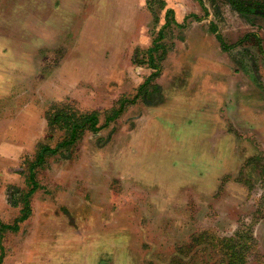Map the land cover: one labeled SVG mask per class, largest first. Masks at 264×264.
Wrapping results in <instances>:
<instances>
[{"label":"rangeland","instance_id":"obj_1","mask_svg":"<svg viewBox=\"0 0 264 264\" xmlns=\"http://www.w3.org/2000/svg\"><path fill=\"white\" fill-rule=\"evenodd\" d=\"M26 1L0 0V33L13 25L8 19L17 15L14 9L26 8L33 28V5L20 7ZM49 1L41 6V48L34 54L32 37L18 39L26 42L28 59L9 56L22 64L7 69L13 82L0 87V97L24 100L36 125L48 106L50 112L69 107L77 114L98 113L100 129L85 130L72 149L38 171L46 185L36 195L41 217L58 228L71 224L59 229L58 237L72 238V248L57 251L76 262L85 249L86 262L100 247L90 242L107 243L118 230L113 238L119 243L112 245H121L112 254L120 261L134 259L124 252L128 247L138 264H222L208 235L229 236L242 228L252 234L246 264H264V15L236 12L235 0H155L153 12L146 0H100V19L87 21L85 4L92 0H54L55 20ZM242 1L264 5V0ZM168 8L187 25L161 30L169 50L165 59L154 60L159 74L146 80L155 72L146 49ZM211 25L227 44L256 32L263 51L247 41L223 50ZM16 41H10L13 53ZM80 54L85 59L74 62ZM24 62L28 67L22 68ZM55 85L60 88L54 97ZM135 95L104 125L120 99ZM204 97L212 100L194 99ZM56 131L48 141L52 146L63 136ZM32 154V146L21 147L15 160L23 163ZM37 225L13 237V249L27 242ZM51 230L41 238L51 240ZM107 248L112 251L110 244Z\"/></svg>","mask_w":264,"mask_h":264},{"label":"crops","instance_id":"obj_2","mask_svg":"<svg viewBox=\"0 0 264 264\" xmlns=\"http://www.w3.org/2000/svg\"><path fill=\"white\" fill-rule=\"evenodd\" d=\"M5 1L8 4L10 3V0H5ZM49 2L50 3L48 5L51 6V10H50L51 16H53L54 19L56 20L58 15V8H57L58 5L56 6L54 0H50ZM16 3L17 1L14 3V5ZM42 4H43V0H38L36 4H34V0H30V1H26L25 4L20 6L21 8H23L24 5H29V6L33 5V16H32V18H34L33 28H31L30 26V22L27 16H29V18H31V16L29 15V13H26L27 12L26 8L25 9L23 8V10H19V9L11 10L12 12L17 13V15H13L12 19H8V21L13 23V25L10 26L7 30L0 33V87L1 88H4V85L12 86L13 79L10 78L11 75L7 72V69L22 64L16 61V59H9V56L16 54L17 58L19 59H24V61L28 59L30 50L29 49L24 50L26 46V42L20 41L18 39L25 37H29V38L32 37L35 43L34 54H37L38 49L41 48L39 46H41L42 43L41 35H43L42 34L43 24L41 18L43 12V10L41 9ZM100 5H102L100 0H92L91 6L85 4V7L87 6V8L85 9L86 12L85 15L87 21L100 19L99 18L100 16H98L99 13L98 8L100 7ZM235 11L238 12L237 10ZM200 19L201 18L195 20L200 21ZM176 22L178 21L176 20ZM172 25L176 26L175 24ZM212 27L213 25H211V29ZM211 32L213 33L212 30ZM216 33H218L217 30L214 31L213 33L215 38H216ZM258 37L260 39V48L256 44V41L252 39H247L243 42H240V44L237 45H243L246 41L251 42L257 47V49H259L262 52L263 51L262 40L259 35ZM11 39L12 42L13 39H16L17 40L16 43L18 44L17 46L13 45L17 49V51H15L14 53H13L14 49L10 46ZM163 40H164V36L163 39L161 40V42L164 43ZM165 46H166V53L163 59H165L167 52L169 50L166 44ZM18 47L20 48V51ZM21 47L23 50H21ZM95 55H97V53H93L91 57H94ZM84 59L85 58L80 54L73 61L79 62L81 60L83 61ZM87 61H90L89 58L85 60V64L87 63ZM26 63L25 65L22 66V68H24V66L28 67L27 65H29V63L27 64ZM39 73L41 75L44 73V71H40ZM50 75L51 73L48 75L47 78L45 79L43 78V79L47 81L46 79L50 78ZM59 88L60 87H58V85H55L51 95H54L55 97L58 92L57 90ZM42 91H38V92H40L41 95L43 94V96L46 97L49 96V94L42 93ZM210 93L212 94V90L210 91ZM8 97L9 95L2 98L0 97V264H129V261L132 262L131 264H138V255L133 253L132 250L128 247L124 248V252L130 254L131 257L134 255L133 260L120 261L117 257H115L112 254V252L120 248L121 245V244L117 246L112 245L113 242L119 243V241L113 238L116 237L118 230H116V232L114 231L112 232L114 236L112 235L110 236L109 234L106 237V238L110 237L107 243L103 241L101 244H99L97 242L98 239H93V242L92 243L90 242L89 245H91V247L103 246L102 247L103 251H100L101 248L99 247L98 254L95 257H90V259H87L89 257L88 255L86 256V260H87L86 262H85V249H84V253L82 251H78L80 252V258H78L76 262L68 253L63 252L61 255V252L57 251V249L68 250L65 247H69V249L72 248L73 246L72 238L64 237L63 236L64 233L60 234V237H58V230L64 229L71 224L70 222L67 221V224L61 228L56 227V224H54L52 221L50 224H47L45 222L47 220L45 219L46 216L43 215V217H41V213L39 212V206H37L38 201L36 202L37 200L36 195L40 194L42 191H45V186H46L44 183L42 184L41 181L38 179V171L41 170V168H43L44 165H47L48 163L47 161L50 158L55 156H60L61 152L57 151L55 154L52 155H48V154L44 155L45 156L44 160L40 164L34 165L33 163L35 162L36 157L39 151L41 150L42 146L49 145L53 147L58 142L57 141L53 146L50 145L48 142L50 139V135L54 132H57L56 130L59 131L62 130L57 129V127L50 126L48 119L50 113V110L48 109L50 108V106L46 108L43 114L42 123L40 125H36V117L34 114L35 112H33V109L30 108L26 109V105L23 104L24 100L22 99H16L12 101L9 100ZM210 98L211 97H208L207 99L206 97L200 99L198 98H194V99L197 101L199 100L211 101L212 99ZM222 100L223 99H221V101ZM156 104L153 103V105L151 104V106H154ZM53 105L55 106L57 104H53ZM13 107L14 110L12 114H10V111L13 109ZM203 108L204 107H202V109ZM41 125H42V129H40ZM38 133H39V138L36 140V134ZM62 138L63 136L61 137V139ZM78 142L79 141H77L76 144ZM28 146L33 147V154H32L33 156L29 157V159L27 160H24L23 163L21 160L20 163H18L15 159L19 157L21 147L27 148ZM72 148L73 147H71L70 149ZM23 165L25 166V168ZM11 166H13L12 171H11ZM31 167H33L32 171L34 173L33 186H31L29 182V179L31 178L30 175ZM63 186L66 190L69 189L68 186L65 185ZM33 187L34 190L33 191L30 190ZM57 190L58 187L55 188L53 192ZM28 193H29L28 195L29 210L25 212L24 209L26 206L24 203V197ZM24 213H27L26 216L20 219ZM36 222L38 225L33 229V235L31 237L30 236L28 237L29 240L24 243L20 242L18 248L13 249V247L10 245V240L13 239V237L15 238L20 237L24 233L26 226L28 228H31V226ZM47 228L52 229L51 233L53 234V238L51 240L49 238H41V235L47 230ZM129 230L132 234L133 231L131 230H133V227H131ZM39 231L40 232L43 231V232L39 234ZM28 238H24V239H28ZM111 238L113 241L111 240ZM109 244L112 247V251L107 250L108 249L107 246H109ZM123 245L125 246V244ZM83 247H85V240L83 241ZM91 247L89 249L90 251H92ZM89 250H87V252L91 254ZM104 253H108L110 255L106 256L104 255ZM93 260L96 261L92 262Z\"/></svg>","mask_w":264,"mask_h":264},{"label":"trees","instance_id":"obj_3","mask_svg":"<svg viewBox=\"0 0 264 264\" xmlns=\"http://www.w3.org/2000/svg\"><path fill=\"white\" fill-rule=\"evenodd\" d=\"M153 1L155 0H146L147 7L151 12L154 11ZM161 1V0H158ZM161 3H164L161 1ZM242 0H235L232 2V7L237 10L241 14L245 13H257L264 15V5L262 3H258V1H247V4L242 5ZM171 11V15H170ZM192 16L195 19H199V17L196 14H192ZM164 24L162 28L158 31L157 37L153 39L152 44L150 47L146 49L147 58H148V65L155 68V72L151 73L150 76L146 79L149 80L152 78V76H157L159 74V66L154 65V60L157 59L161 60L165 53H166V46L165 43L161 42L163 38L162 29L166 26H169L170 24H175L176 26L183 27L186 26V24H179L176 22L173 14V10L168 8L165 10L164 15ZM213 32L216 31V27L213 26L211 29ZM216 39L219 41L220 46L223 50H229L233 46L240 44V42H243L247 39H252L256 41V44L260 48V39L256 33L250 32L246 33L242 38H240L237 42L233 44H227L222 39V36L220 33H216ZM146 82V81H145ZM144 84V83H143ZM143 84L139 85V89L142 88ZM136 99V95L131 99L122 98L119 100L117 107L114 108V110L111 111L108 115L105 116V123H109L110 121L116 119L125 109L126 103H133ZM73 109L69 107H63V108H55L52 112L49 113V124L51 127H57V129H60L63 131V138L56 143L55 146L51 147L49 145L42 146L41 150L39 151L34 165L40 164L44 160V155H52L55 154L57 151L63 152L70 150L71 147H73L76 142L82 137L85 130H90L93 132H96L98 129L101 128L100 125H98V113L93 111L91 113L85 114H77L72 111ZM103 125V126H104ZM30 171L31 178L29 179V182L31 186L34 185V173ZM36 188V187H35ZM30 190H34V187ZM28 195L29 193L24 197V203H25V209L24 211L27 212L29 210L28 208ZM27 213H24L20 219L26 216ZM203 238H207L204 235V232L202 234ZM209 239L215 241V245H218L219 250L222 253L221 257V263L222 264H246V256L247 252L250 249L252 245V234L249 230L246 229H238L234 234L229 236H222L217 237L214 235H208ZM217 242V244H216Z\"/></svg>","mask_w":264,"mask_h":264},{"label":"flooded vegetation","instance_id":"obj_4","mask_svg":"<svg viewBox=\"0 0 264 264\" xmlns=\"http://www.w3.org/2000/svg\"><path fill=\"white\" fill-rule=\"evenodd\" d=\"M255 14H257V13H255Z\"/></svg>","mask_w":264,"mask_h":264}]
</instances>
